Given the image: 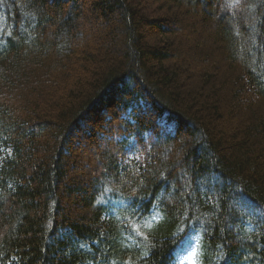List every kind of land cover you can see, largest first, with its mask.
Here are the masks:
<instances>
[{"label": "trees", "instance_id": "trees-1", "mask_svg": "<svg viewBox=\"0 0 264 264\" xmlns=\"http://www.w3.org/2000/svg\"><path fill=\"white\" fill-rule=\"evenodd\" d=\"M85 3L0 0V264H264V0Z\"/></svg>", "mask_w": 264, "mask_h": 264}, {"label": "rangeland", "instance_id": "rangeland-1", "mask_svg": "<svg viewBox=\"0 0 264 264\" xmlns=\"http://www.w3.org/2000/svg\"><path fill=\"white\" fill-rule=\"evenodd\" d=\"M85 1H86V3L84 4V10H85L87 16H90L91 2H93L94 0H85ZM144 3L145 4L142 6V8L147 7V5H148L147 1H144ZM154 5L155 6L152 7L149 11H155L154 14H156V15L160 14L159 10L161 9V6L163 4L160 2H155ZM161 15H163V14H161ZM157 16H159V15H157ZM193 19H195V16H193ZM197 20H198L197 29L196 30H189V31H191L190 35L186 34L183 37L176 36V38H175V40H176L175 42H177L180 45L182 44L185 47H188V50L191 51L190 59L183 61L184 63H187L186 65H183V67H184L183 69H185L186 72L188 74H190L188 76V78H191V76L193 74V70H192L193 64H191L190 60L192 59L194 51H193V48H191V47H193L196 44L198 45V42L203 37L207 36V31H209V28H210L209 26H211V24L207 25L206 23H204V21H202V19H201V16H199V15L197 16ZM95 24H96V21H92V18L90 19L88 17V19L85 22L84 32L81 35L80 40L82 42L88 41V43H91L95 49H98V46H99L98 40H99L102 32L100 29L101 25L98 26V24H97V26H95ZM175 27H180V25L176 22H172L171 28L176 29ZM158 29H159L158 27H151L150 26L149 29L145 30L143 35H145V37L147 38V42H149V43L154 42V37H157L158 35L154 36L153 34H155L156 31H158ZM103 33L106 34L105 31ZM183 42H185V43H183ZM117 45L122 48L123 40L121 38L119 39ZM204 47H205V45H204ZM205 48H207V47H205ZM202 49L205 50L204 48H202ZM111 53H113V51ZM116 54L119 55L118 53H116ZM197 57H200V55L196 54V58ZM96 64H97V66L99 65V63H96ZM187 85H188V83H187ZM84 128L85 127L82 125V128H81L82 130L79 131L80 143L76 144L74 147V150L77 151L78 160L80 161L81 164L77 165L76 168L72 171V173L70 175L71 181L73 180V178H75L76 180H79V181L80 180H83V181L88 180V177H86L84 174V172L86 171L85 169L90 170V168H93L94 164H96L98 161L101 163L104 162L103 158L101 156H103L102 152H103V148H105V146L103 145V148H102L98 143L99 140L96 141L95 146H91L90 148L84 146L85 143H83V138H81V136H80V135H82V131H84ZM97 154H100V156H97ZM96 157H97V159H96ZM1 159H2V157L0 156V162H1ZM64 205L66 206V208H69V210L71 211V214L74 216L82 215V213H83L81 206L79 204L75 203L74 200L71 201V200L66 199L64 201ZM190 255H191V250L186 249L185 253H184V258L187 259L190 257Z\"/></svg>", "mask_w": 264, "mask_h": 264}, {"label": "snow or ice", "instance_id": "snow-or-ice-1", "mask_svg": "<svg viewBox=\"0 0 264 264\" xmlns=\"http://www.w3.org/2000/svg\"><path fill=\"white\" fill-rule=\"evenodd\" d=\"M193 257L195 256V253H192ZM191 264H196L195 259H192Z\"/></svg>", "mask_w": 264, "mask_h": 264}]
</instances>
